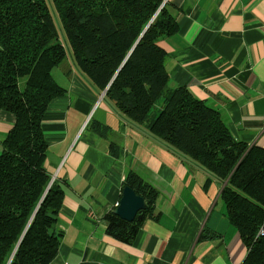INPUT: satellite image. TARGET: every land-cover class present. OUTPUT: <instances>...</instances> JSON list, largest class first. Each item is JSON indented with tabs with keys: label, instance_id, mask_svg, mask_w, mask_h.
<instances>
[{
	"label": "trees",
	"instance_id": "16d2710c",
	"mask_svg": "<svg viewBox=\"0 0 264 264\" xmlns=\"http://www.w3.org/2000/svg\"><path fill=\"white\" fill-rule=\"evenodd\" d=\"M164 2L0 0V111L16 119L0 154V264H51L58 255L64 187L45 167L42 124L67 92L53 74L66 58L116 112L222 186L226 217L248 250L242 264H264V148L237 141L188 89L170 88L160 42L178 23ZM123 188L145 200L143 220L111 212L107 234L130 245L146 220L159 218L158 192L133 172Z\"/></svg>",
	"mask_w": 264,
	"mask_h": 264
},
{
	"label": "crops",
	"instance_id": "0c3cea01",
	"mask_svg": "<svg viewBox=\"0 0 264 264\" xmlns=\"http://www.w3.org/2000/svg\"><path fill=\"white\" fill-rule=\"evenodd\" d=\"M164 1L178 23L160 42L170 88L188 89L237 141L264 148V0ZM53 74L67 92L42 124L45 167L64 187L51 264H242L248 250L226 217L222 186L116 112L71 58ZM15 121L0 111V154ZM131 172L158 192L160 216L127 245L107 234L106 217Z\"/></svg>",
	"mask_w": 264,
	"mask_h": 264
},
{
	"label": "water",
	"instance_id": "95a60500",
	"mask_svg": "<svg viewBox=\"0 0 264 264\" xmlns=\"http://www.w3.org/2000/svg\"><path fill=\"white\" fill-rule=\"evenodd\" d=\"M166 2H164L165 4ZM106 92H104L103 97ZM54 178H52V181ZM227 184V183H226ZM146 210V202L130 188H125L119 206L114 210V214L127 222L135 220L141 222Z\"/></svg>",
	"mask_w": 264,
	"mask_h": 264
},
{
	"label": "rangeland",
	"instance_id": "374dc122",
	"mask_svg": "<svg viewBox=\"0 0 264 264\" xmlns=\"http://www.w3.org/2000/svg\"><path fill=\"white\" fill-rule=\"evenodd\" d=\"M51 12H52V15L54 17V21H55L56 27H57L58 31L60 32V34H61V40L67 46V44H66V36H64V33L62 31V28H61V22H60V20H59V18L57 16V14L55 13L53 7H51ZM67 53L69 54V50H67Z\"/></svg>",
	"mask_w": 264,
	"mask_h": 264
},
{
	"label": "built area",
	"instance_id": "2783aa9c",
	"mask_svg": "<svg viewBox=\"0 0 264 264\" xmlns=\"http://www.w3.org/2000/svg\"><path fill=\"white\" fill-rule=\"evenodd\" d=\"M118 206H119V204L116 205V208H117ZM262 233H263V231H260V234H262Z\"/></svg>",
	"mask_w": 264,
	"mask_h": 264
}]
</instances>
